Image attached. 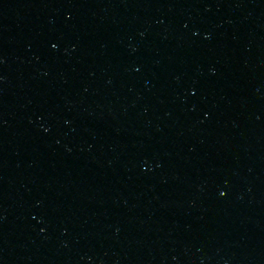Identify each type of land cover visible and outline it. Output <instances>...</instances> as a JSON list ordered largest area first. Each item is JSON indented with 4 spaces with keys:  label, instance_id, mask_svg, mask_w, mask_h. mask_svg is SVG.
Returning a JSON list of instances; mask_svg holds the SVG:
<instances>
[{
    "label": "water",
    "instance_id": "1",
    "mask_svg": "<svg viewBox=\"0 0 264 264\" xmlns=\"http://www.w3.org/2000/svg\"><path fill=\"white\" fill-rule=\"evenodd\" d=\"M0 264H264V0H0Z\"/></svg>",
    "mask_w": 264,
    "mask_h": 264
}]
</instances>
